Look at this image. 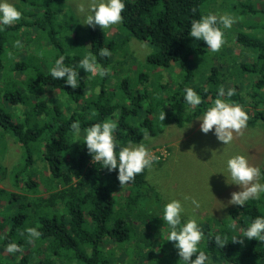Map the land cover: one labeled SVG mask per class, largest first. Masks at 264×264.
Wrapping results in <instances>:
<instances>
[{
	"label": "trees",
	"instance_id": "obj_1",
	"mask_svg": "<svg viewBox=\"0 0 264 264\" xmlns=\"http://www.w3.org/2000/svg\"><path fill=\"white\" fill-rule=\"evenodd\" d=\"M66 1L38 0L42 13L29 17L41 18L40 21L14 23L0 31V136H9L27 154V162L12 184L24 194L58 190V194L48 196L49 202H55L46 215L40 198L29 200L38 207L36 213L25 203L24 194L10 193V203H20V208L14 220L6 214L0 218V253L12 241L20 250L6 256L0 254V264H101L102 247L127 236V213L121 215L117 211L133 206L135 218L161 220L160 208L153 209L168 198L165 181L179 175L170 173L163 175V182H153L150 176L163 162L158 152L150 169L121 186L116 170L108 172L91 160L82 143L85 127L105 118L113 119L120 146L130 141L147 144L149 139L142 140L143 133L154 140L164 132L162 126H185L212 103L217 88L226 85L235 90L228 99L239 103L250 118L247 126H264V5L258 7V0H124L119 29L127 38L117 40L118 34L108 36L109 29L91 27L88 48L83 54L74 48L79 40L64 11L75 8H67ZM209 12L230 14L237 21L224 30L227 44L216 52L188 35L191 20ZM60 17L63 19L58 21ZM22 24L24 29L16 36L9 35L11 29ZM30 26L33 38L28 35ZM62 33L68 47L64 46ZM128 38L151 48L144 62L137 60ZM17 41L24 47L33 41L34 48L19 49V60L12 63L18 52L13 43ZM232 43L239 44L242 54H251L250 57L242 59L240 54L230 52L227 46L234 48L228 45ZM101 48H107L110 54L99 56ZM6 49L8 58L3 55ZM87 52L97 55L98 64L107 69L103 77L96 74L90 78L77 68L75 88L65 85L64 78H51L48 70L57 58L63 56L65 65L76 68ZM210 56L215 58L212 65L207 59ZM143 63L146 69L142 68ZM166 70L174 71L177 80H168L164 76ZM185 86L192 87L202 98L201 105L187 112L182 96ZM28 101L31 106L20 113L19 106H26ZM2 102L10 108L4 109ZM162 115L164 119H160ZM73 121L80 122L79 137L71 133ZM35 154L42 163L39 171H35ZM21 176L24 184H19ZM3 194L8 195V191L0 189V197ZM121 196L124 197L118 203L117 197ZM145 202L150 210L146 209L147 214L138 211L139 206L146 208ZM228 214L229 220L222 222V226H199L204 233L200 248L208 255L210 264H264V242L247 238L241 242L239 237L232 241L243 235L244 227L254 217L264 216V193L244 206L235 205ZM215 221L218 225L219 221ZM25 227H35L40 236L29 242L27 234L22 235ZM158 234L159 230L152 233L150 260L157 264H184L179 261L173 242L158 240ZM217 234L227 235L222 248L215 247L214 240H210ZM169 251L171 255L167 256Z\"/></svg>",
	"mask_w": 264,
	"mask_h": 264
},
{
	"label": "clouds",
	"instance_id": "obj_2",
	"mask_svg": "<svg viewBox=\"0 0 264 264\" xmlns=\"http://www.w3.org/2000/svg\"><path fill=\"white\" fill-rule=\"evenodd\" d=\"M124 7V0H87V6L85 7L84 3H78L75 12L79 18V24L107 29L122 21L121 13ZM21 16V9L12 0H0V31L20 20ZM234 23L235 18L230 14L217 15L209 12L198 19L191 20L188 35L196 41L202 40L211 52H216L225 42L224 30L230 29ZM112 35L109 31L108 36ZM15 46H20L19 41L15 42ZM109 54L107 48H101L98 52L101 57ZM63 60V56L57 58L48 71L53 80L64 78V84L72 88L77 86V68L83 69L90 78L96 74L103 77L107 73V69L98 64L97 55L91 52L85 53L78 60L76 68L65 65ZM173 73L176 78V73ZM234 91L231 87L225 90L223 86H219L212 103L200 110L196 118L199 121L200 132L207 134L212 131L216 139L223 142V145L231 144L233 133L239 134L240 130L247 126L246 111L239 103L228 99L234 95ZM182 96L186 112L202 103L201 96L190 86L184 87ZM160 119H164V116L162 115ZM70 130L74 137H79L81 135L80 122L73 121L70 124ZM116 130V121L105 118L83 129L82 143L95 164H99L108 172L116 170V179L121 186H124L131 182L137 174L150 169L157 157L144 142L130 141L120 146L116 140ZM144 138L151 139L147 132L143 133L142 140ZM220 173L223 174L226 184L237 185L240 189L230 194L229 204L244 206L247 201L257 200L260 194L264 193V173L259 166L251 164L244 154L238 152L228 156L224 171ZM20 179L24 177L21 176ZM10 193L18 194L13 191ZM22 196L29 198V194ZM186 203L192 206L193 213L201 207L197 197L188 194H184L180 199H167L160 206L158 216L162 221L159 230L160 237L173 242V247L180 258L179 261H183L184 264H210L208 255L200 248L204 233L198 226L199 217L194 214L184 216ZM7 204L8 202H1L0 206ZM25 233L29 242L40 236V232L35 227H25L22 235ZM238 237L241 242L244 238L264 242V216L254 217L244 227L243 235L234 237L232 241H236ZM210 240H214L215 247L222 248L226 244L227 235L217 234L211 236ZM19 250L20 246L12 241L5 245L4 254H2L3 251L1 254L5 256V252L14 254ZM194 254L195 258H192Z\"/></svg>",
	"mask_w": 264,
	"mask_h": 264
},
{
	"label": "rangeland",
	"instance_id": "obj_3",
	"mask_svg": "<svg viewBox=\"0 0 264 264\" xmlns=\"http://www.w3.org/2000/svg\"><path fill=\"white\" fill-rule=\"evenodd\" d=\"M12 2L15 3L22 11L20 20L15 23H25L27 21L31 22L34 19L37 22L41 20V18L35 17L38 12L42 13L41 4L39 5L40 2H38V0H12ZM31 3L35 4L33 5ZM78 3H84L85 7L87 6V0L66 1L67 8L71 5L75 8ZM261 4L264 5L262 0H258V7ZM33 14H35V16L29 17ZM64 15H68V18L71 20L76 29L75 36H77V40L79 41L74 47L75 51L83 54L84 50L88 48L87 41L90 34L89 29L91 27L79 24V18L74 9H65ZM62 19L63 18L60 17L58 21H61ZM120 23L112 25L107 29H109L111 34H118L117 40L120 39L124 41L127 38V34L123 30L119 29ZM235 23H237V21ZM23 29L24 25L22 24L15 29H11L9 35L11 34V36H16V32ZM32 30L33 28L30 26L28 28V35L33 38ZM62 39L64 40L63 33ZM73 39L74 37L71 36L70 43H72ZM64 41V46L68 47L67 38ZM135 41V39L130 38L128 43L130 44L134 55H137V60L139 62H144L145 56L151 51V48L147 44H139ZM33 44L34 42L32 41L29 44H26L25 47H33ZM226 44L227 43L224 45L226 46ZM13 45H15V42ZM19 45L20 46H15L16 51L18 52L15 53L12 63L19 60V49L25 48L23 44L19 43ZM228 45L234 47L232 48L227 46L229 51L231 52L233 50L235 55L240 54L242 59L249 58L251 55L242 54V47L239 44L232 43ZM3 55L8 58L10 54L7 53V49ZM1 58H3V56ZM207 59L210 60V65L214 64V57L210 56ZM249 62L250 61H248V63ZM142 68L146 69L147 65H144L143 63ZM223 70H226V67H224ZM176 71L179 72V69H176ZM173 72L174 71L166 70L164 71V76L170 81H176L177 77L175 78ZM192 82H194V79H192ZM110 83H112V80ZM229 87L231 86L226 85L225 88ZM5 104L6 102H2L3 108L8 110L10 106L7 107ZM30 106V101H28L26 106L20 105L19 112L22 113ZM16 111H18V108ZM249 121H251L250 118L248 119V122ZM161 128H164V132L158 134V137L154 140H148V143L146 144L152 151L153 155L160 152L158 158H161L163 161L160 164V167L156 169V172L150 176L154 179L153 182H163V175L177 173L179 175L178 177L165 181V190L167 191L166 196H168V198H165V201L166 199L172 198L180 199L184 194L194 195L200 201L201 207L196 209L193 213L192 206L186 203L184 216L187 217L188 215L193 214L198 216V226H202L203 228L207 225L217 227L222 226V222L225 223L229 220V210L235 207L234 204L228 203L230 194L234 191H239L240 189L237 185L226 184L225 178L220 172L224 171L225 162L228 156L234 155L238 152L246 155L251 164L259 166L261 171L264 172V126H246L240 130L239 134L233 133V141L229 145H223V142L218 141L212 131H209L207 134L200 132L199 121H197L196 118L183 127L173 125L167 127L162 126ZM160 144H162L160 148H153L154 146ZM169 148L171 149L169 150ZM39 159L40 157L35 154V171H39L41 168L40 166L42 163ZM24 162H27V154L25 153L24 148L21 147L20 149L15 141H13V139L9 136H5V138L0 136V189L8 191V195L3 194V196L0 197V203L8 202L7 205L0 206V218L3 214H6L9 220H14L15 214L20 208V203H10L8 196L10 195V191L18 192V194L19 192H21V194L25 193L24 191L14 188L12 184L14 180L17 181L19 172L23 169L22 165ZM18 180H21L19 184H24L25 182V179ZM40 189L42 190V186ZM50 190L52 189H43L40 193H33V195L32 193H29L32 197H23V199L29 209L36 213L38 211V207L31 204L29 200H32L33 198H40L43 200V214L46 215L53 207L52 204L55 202V199L51 202L48 201L49 194H58V190ZM124 193L126 192H122V195ZM123 197L124 196L117 197L118 203L123 199ZM48 203H50L49 206ZM144 206H146L145 209H143V206H139L138 211L147 214L146 209L149 210L148 204L145 202ZM159 208L160 205H158L157 208H154L153 211H157ZM117 209L120 210L119 205ZM117 212L121 215H125V213H127L125 216V220H127V236L123 241L110 242L107 243L105 247H102L103 253L101 256V264H103L102 260H107L109 264H157V261L153 263L152 260H150L149 253H152V251L149 252V248L152 242L151 239L153 238L152 233L156 230H160L162 221L157 220V217H155L156 220L135 218L137 212L133 206L130 208L125 207V209ZM137 216L139 217V215ZM215 220L219 221L218 225H216ZM159 236L160 234H158V240H164ZM155 243V249H157L159 245L157 242ZM2 254H4V251ZM6 255L7 253L5 252V256ZM166 255H171V251H169ZM170 261L175 262L176 259H171Z\"/></svg>",
	"mask_w": 264,
	"mask_h": 264
},
{
	"label": "bare ground",
	"instance_id": "obj_4",
	"mask_svg": "<svg viewBox=\"0 0 264 264\" xmlns=\"http://www.w3.org/2000/svg\"><path fill=\"white\" fill-rule=\"evenodd\" d=\"M27 115V114H26ZM34 187H36V186H34ZM28 188V187H27ZM35 189V188H34ZM43 206V205H42Z\"/></svg>",
	"mask_w": 264,
	"mask_h": 264
},
{
	"label": "crops",
	"instance_id": "obj_5",
	"mask_svg": "<svg viewBox=\"0 0 264 264\" xmlns=\"http://www.w3.org/2000/svg\"><path fill=\"white\" fill-rule=\"evenodd\" d=\"M203 143V142H202Z\"/></svg>",
	"mask_w": 264,
	"mask_h": 264
}]
</instances>
